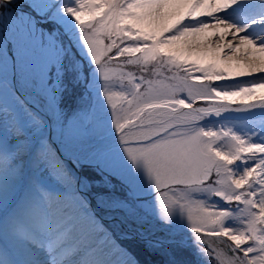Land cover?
Instances as JSON below:
<instances>
[{"label": "snow or ice", "instance_id": "6c2138e0", "mask_svg": "<svg viewBox=\"0 0 264 264\" xmlns=\"http://www.w3.org/2000/svg\"><path fill=\"white\" fill-rule=\"evenodd\" d=\"M132 233L155 264H264V0H0V264H140Z\"/></svg>", "mask_w": 264, "mask_h": 264}, {"label": "rangeland", "instance_id": "374dc122", "mask_svg": "<svg viewBox=\"0 0 264 264\" xmlns=\"http://www.w3.org/2000/svg\"><path fill=\"white\" fill-rule=\"evenodd\" d=\"M47 30H52V25L50 23H46L45 27ZM225 57L222 56L221 59ZM68 65H65L66 71L63 77V83L66 85V88L63 92V108L65 112L70 113L76 107L77 97L83 94L84 87L81 84L74 83L75 73L72 71H67ZM84 174H87L90 179L96 180L100 177L97 172L88 167H84L80 169ZM111 182L115 185V192L117 195L122 194V186L120 181L115 177H110ZM50 187L55 189L56 191H61V188L56 184H51ZM171 198V194L167 192H155L153 190L152 194L146 196V200L148 201L147 211L148 213H153L159 211L160 214H163L164 205L169 202ZM150 221H154L155 218L153 216H149ZM163 223V221H161ZM128 250L132 253V255L140 261V264H155L157 257L151 253L146 247L142 239L140 238H130L127 240H123Z\"/></svg>", "mask_w": 264, "mask_h": 264}, {"label": "bare ground", "instance_id": "6f19581e", "mask_svg": "<svg viewBox=\"0 0 264 264\" xmlns=\"http://www.w3.org/2000/svg\"><path fill=\"white\" fill-rule=\"evenodd\" d=\"M40 26L42 28L45 27L44 24L40 23ZM48 31H51L50 29H48ZM207 39L212 42L213 47H215V40L217 39V37L215 36H208ZM223 56V54H221L220 58ZM48 56L46 54L41 53L38 57V66L42 67L44 64H46L48 62ZM71 166V164H70ZM79 172L81 174H84L81 170H79ZM89 198H91V194H89ZM92 205L95 207L96 211L103 217L105 218L106 224L108 226H111L113 229H115L117 231V233L119 234L121 231L124 232H128L129 230L124 227L123 225H121L120 222V215L121 213H119L118 211H112L110 209H108L107 207L105 208H97L96 205V201L95 199H92ZM150 222H154V221H150ZM161 223V222H160ZM163 224V223H161ZM120 225L119 228H117L116 226ZM187 233H184L182 235H186ZM132 237H136L139 238L137 235H135L134 233L131 234ZM178 239L181 238L180 236L177 237Z\"/></svg>", "mask_w": 264, "mask_h": 264}, {"label": "water", "instance_id": "95a60500", "mask_svg": "<svg viewBox=\"0 0 264 264\" xmlns=\"http://www.w3.org/2000/svg\"><path fill=\"white\" fill-rule=\"evenodd\" d=\"M184 231H185V232H187L188 230H187V229H185Z\"/></svg>", "mask_w": 264, "mask_h": 264}]
</instances>
